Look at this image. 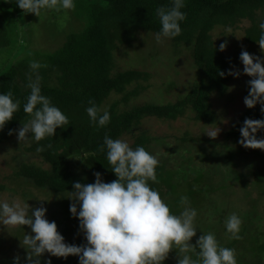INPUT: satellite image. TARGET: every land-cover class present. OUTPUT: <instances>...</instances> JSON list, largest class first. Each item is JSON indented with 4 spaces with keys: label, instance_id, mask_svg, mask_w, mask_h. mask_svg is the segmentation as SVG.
<instances>
[{
    "label": "trees",
    "instance_id": "obj_1",
    "mask_svg": "<svg viewBox=\"0 0 264 264\" xmlns=\"http://www.w3.org/2000/svg\"><path fill=\"white\" fill-rule=\"evenodd\" d=\"M75 3L79 7H85L82 14L78 15L88 20L83 31L70 35L65 44L55 52L33 53L21 61H12L6 69L2 66L8 60L0 66V92L11 91L14 99L21 101L19 112L0 132V145L13 141L18 136L23 123L30 119V116L23 111V106L30 94L27 85L29 76L33 75L30 68L32 61H37L43 66L39 69L42 94L49 97L70 121V124L65 125L64 128H58L54 137L39 143L31 141L25 146L26 153L35 159L33 162H22L15 173L16 177L30 181L37 189L59 195L74 191L75 182L95 183L97 172L101 174L104 182L110 183L118 179L107 161L106 147L104 151L100 150L105 135L113 139L129 137L133 140L131 144L133 149L142 146L150 152L153 141L157 139L146 131L135 132L145 119L178 121L190 112L194 122L209 126L216 125L218 115L213 109L212 96L216 94L222 98L227 95L230 83L234 79L232 75H227V72L238 66L239 55L238 53L228 55L220 51L214 42L213 32L218 27L236 28L239 24L250 21V27L246 29L245 41L250 45H259L256 41L260 36L259 22L264 18V0H186V7L182 11L186 12L187 19L181 22L182 35L167 40L174 47L175 57L184 48L190 51L191 65L197 73L194 84L191 85L188 94L181 99L179 97L175 103L137 105L134 100L138 101L146 90L141 81H148L150 75L139 70L116 71L118 68L116 53L122 50V46L127 49L135 47L143 31L156 35L161 30L156 10L161 6L171 7L172 0H75ZM18 11L14 2L0 0V49L3 44H7L4 15L13 17ZM18 50L21 51V48ZM221 71L226 73L225 77L219 75ZM248 92L249 83L246 96ZM113 94L121 96V100L111 104L107 109L111 114V122L103 128L93 126L86 112L91 106L89 100H94L102 109ZM121 104L130 107L129 110L122 111L124 107L121 109ZM251 110L248 109L233 129L226 133V138L232 140L234 144L240 141V128L244 120L249 118ZM255 117L256 120L264 119L260 105L256 109ZM187 136L186 134L180 141L183 143L191 141ZM167 139L163 138L161 141L168 144ZM41 146L45 150L38 152L37 148ZM234 151L233 147L227 145L225 151H222L223 155L220 154L223 156L221 158L224 164L219 170L224 173V183L227 177H230L232 183H239V180L244 181L245 178L240 176L235 179L236 172L235 177L232 178V170L236 168V164L235 167L232 166ZM256 156L260 161L255 166L252 165L249 170L254 178V188L264 195V155L257 153ZM171 161L172 159L168 158L165 162H159L156 169L159 183L152 184L163 198L173 197L179 191L175 187L187 184L189 186L193 179L187 178L181 183L171 180L172 171L168 166ZM74 169H79V172ZM213 173L215 174L214 170ZM207 175V173L195 175L197 177L193 179L196 183L195 187L202 188L195 193L208 195L209 191L201 186ZM209 175L208 179L211 178V174ZM211 183L208 185H212ZM193 192L191 196L195 194ZM263 195L261 196L263 199L259 197L248 202L249 210L242 219L241 239H230L224 227L222 228L225 234L217 235L222 246L235 249L238 264H264V216H261L258 210L260 202H264ZM180 201L181 198L176 200L178 207ZM170 206L176 214H179L178 207ZM226 211L224 209L220 213V225L223 224L222 215H227ZM69 231L72 233L74 230ZM85 244L87 241L84 236L75 243L78 246ZM178 260V251L173 249L165 262L178 264Z\"/></svg>",
    "mask_w": 264,
    "mask_h": 264
},
{
    "label": "clouds",
    "instance_id": "obj_2",
    "mask_svg": "<svg viewBox=\"0 0 264 264\" xmlns=\"http://www.w3.org/2000/svg\"><path fill=\"white\" fill-rule=\"evenodd\" d=\"M14 2L26 14L41 17L47 12L75 11V0H6ZM186 0H172L171 7L157 8L156 15L161 30L156 33L157 43L182 35L181 22L187 19ZM260 36L256 40L264 53V18L259 22ZM227 48L226 43L219 46L220 51ZM243 64V74L252 77L249 80V92L244 98L249 109L261 106L264 113V56L250 54L243 50L239 57ZM39 62L32 61L27 87L30 94L23 106V111L30 116L28 122L18 131V140L39 143L54 137L58 128H64L70 121L51 99L41 92ZM221 77L226 73L221 71ZM227 75L239 78L241 73L229 69ZM33 76L35 77L33 79ZM86 109L93 126L103 128L111 122V114L89 100ZM21 101L14 99L11 91L0 92V132L19 112ZM264 130V119L247 118L240 128V145L244 148L264 150V138L257 133ZM220 129L209 128L204 134L215 139ZM31 133V136H29ZM11 134V133H10ZM51 147V145H49ZM107 150V161L111 170L118 177L110 183L102 180L99 172L95 173V183L75 182L74 191H70V212L79 219V227L87 241L85 245L65 242L55 221L46 218L47 209L39 207L30 210V205L18 199L11 202L0 199V225L9 228L28 226L33 234H25L21 247L27 252L29 264H41L45 254L67 259L79 258V264H164L169 254L176 249L179 254L178 264H238L234 248L222 246L216 235L204 232L195 244L191 241L197 235L198 211L191 207L187 196L181 197L182 211L176 214L167 200L161 196L152 184L159 183L156 169L158 158L139 146L133 149L123 139L104 137L101 151ZM43 146L38 152H43ZM48 201V200H40ZM242 219L236 213L230 214L224 222L226 233L233 240L241 239ZM199 249V251L197 250ZM195 257V258H194ZM20 264V258H15ZM47 264H51L48 259Z\"/></svg>",
    "mask_w": 264,
    "mask_h": 264
},
{
    "label": "rangeland",
    "instance_id": "obj_3",
    "mask_svg": "<svg viewBox=\"0 0 264 264\" xmlns=\"http://www.w3.org/2000/svg\"><path fill=\"white\" fill-rule=\"evenodd\" d=\"M84 8V6L79 7L76 3L75 11L47 12L39 18L35 14H26L17 6L19 10L18 13L16 12L17 16L9 17L8 14H5L7 44L4 42L5 44L0 49V66L8 60L2 66L3 69H6L12 64V61H21L33 53L46 54L59 50L70 35L79 33L86 28L87 18L78 16L82 14ZM249 27L250 21H245L236 28L218 27L213 32L214 42L218 47L220 44L226 43L227 48L223 52L228 55L238 53L240 57L241 52L247 50L250 54L262 56L264 53L261 52L259 45H250L245 41L246 29ZM140 35L142 36H140L141 38L135 47L127 49L122 46V50L116 53L118 61L116 71L139 70L150 75L148 81H141L146 90L143 91L138 101L134 100L137 105L177 102L179 97L181 99L191 90V85L194 84L195 75H197L191 65L190 51L184 48L175 57L174 47L169 40L165 39L163 43H157L153 33L143 31ZM18 48H21V51ZM243 67L239 59L238 66L233 71H239L241 75L239 78L233 76L234 79L231 81L225 97L221 98L216 94L212 96L213 109L218 115L216 125L209 126L196 123L192 119V114L188 112L178 121L145 119L135 130L138 133L146 131L154 139H157L153 141L150 153L155 155L159 162H165L168 158L172 159L168 166L172 171L171 180L174 182L181 183L187 178L191 180V178L194 179L201 174H208L201 185L209 191L208 195L204 196L200 192L195 193L196 190L202 188H196V183L192 179L189 186L188 184L182 186L175 184L177 186L175 188L179 191L173 197L167 198L166 196L165 198L169 205H174L177 208L176 200L187 196L191 207L198 211L199 217H197L196 223L199 229L191 241L192 244H195L204 232H212L216 237L219 233L225 234L222 228H225V219L232 213H236L241 219H244L245 213L249 210L248 202L257 200L263 195L254 188V178L249 169L260 161L256 154L264 155V150L244 148L239 142L234 144L232 140L226 138V133L233 129L249 109L245 106L244 98L246 97L248 81L252 77L243 74ZM120 100L121 96L113 94L102 109L107 110L111 104ZM258 105L252 110L250 109V119L256 120ZM120 108L124 111L129 110L130 107L121 104ZM209 128L220 129L215 139L204 134ZM186 134L188 135L187 139H191V141L183 143L180 140ZM257 136L264 138V130L257 133ZM163 138H168L166 140L168 144L161 141ZM123 140L128 142L130 146L133 142L129 137ZM29 144L28 141L20 143L17 136L13 141L0 145V199L8 202L18 199L23 204L28 203L30 210L45 207L47 209L46 218L50 222L55 221L57 223L58 230L65 237L66 243L75 245L83 238L84 234L80 230L79 219L74 218L70 212V205L74 202L70 199L71 193L59 195L42 191L34 187L30 181L15 176L22 162H33L35 159L34 157L31 158L25 151V146ZM227 145L235 149V154L232 155L234 160L232 166L235 167L236 164V168L232 170V178L235 177V172L237 173L235 179L240 176L245 177L244 181L239 180V183H232L230 177H227V181L225 180L224 183V173L219 170L224 164L221 156ZM74 170L79 172V169ZM209 174H211L210 179H208ZM212 181L215 182L211 183ZM208 183L212 185H208ZM192 192L195 194L191 196ZM177 209L179 212L182 211L181 205ZM224 209L227 210V215H222L223 224L220 225V213ZM258 210L261 216H264V202H260ZM70 229L74 231L68 232ZM205 229L208 231H204ZM25 234H33L30 227L6 229V226L0 225V264H15L16 257L20 258V264H29L26 258L27 252L21 247V240ZM48 259H51V264H79V258L76 256H69L64 259L49 256V254L40 258L41 264H47Z\"/></svg>",
    "mask_w": 264,
    "mask_h": 264
}]
</instances>
